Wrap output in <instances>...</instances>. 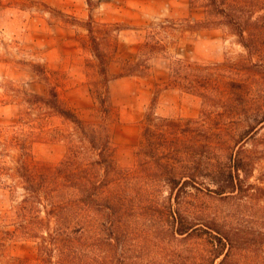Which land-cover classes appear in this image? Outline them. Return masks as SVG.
<instances>
[{"label":"trees","instance_id":"1","mask_svg":"<svg viewBox=\"0 0 264 264\" xmlns=\"http://www.w3.org/2000/svg\"><path fill=\"white\" fill-rule=\"evenodd\" d=\"M196 6L205 9V19L181 29L224 24L251 57L264 56V14L252 20L237 0H190L191 9ZM87 27L107 87L106 55L92 23ZM177 30L168 19L152 24L120 76H146L154 58L169 55ZM236 66L174 57L164 89L201 98L203 109L199 118L186 120L151 109L136 164L128 169L114 160L104 123H87L54 88L45 96L28 95L29 104H41L75 127L66 156L55 166L35 163L22 148L15 174L23 190L19 233L37 243L35 264H184L175 258L186 254L194 264L264 259V167L258 168L264 163V89H255L249 72L243 74L249 68ZM257 72L264 78V68ZM101 103L107 114L105 99Z\"/></svg>","mask_w":264,"mask_h":264},{"label":"rangeland","instance_id":"2","mask_svg":"<svg viewBox=\"0 0 264 264\" xmlns=\"http://www.w3.org/2000/svg\"><path fill=\"white\" fill-rule=\"evenodd\" d=\"M237 1L252 20L264 14L260 9L264 0ZM90 2L0 0V264H23L25 260L35 264L39 258L37 243L19 233L18 205L23 190L15 174L22 148L35 163L55 166L66 156L67 138L75 132L72 123L45 106L29 104L28 95L45 96L54 88L62 102L87 123H104L115 146L114 160L128 169L136 164L145 116L151 109L160 117L184 120L199 118L203 109L201 98L179 89H164L174 57L205 65L246 66L249 70L243 74L249 72V82L255 89L259 85L264 89L263 75L257 72L264 68V56L251 57L230 27L181 29L182 24L193 26L206 17L203 7L191 9L190 0ZM166 19L178 28L170 36L169 55L154 58L146 76H120L125 62L138 54L149 27ZM90 22L106 55L107 87L93 51ZM214 22L220 24L219 19ZM259 32L264 48V27ZM262 167L264 163L258 168ZM258 175L256 172L255 177ZM191 205L199 203L192 201ZM183 256L176 261L194 264L187 257L190 255ZM242 262L264 264V259Z\"/></svg>","mask_w":264,"mask_h":264}]
</instances>
